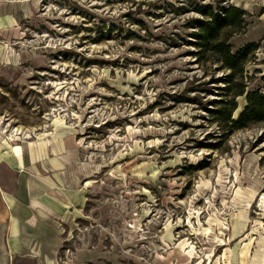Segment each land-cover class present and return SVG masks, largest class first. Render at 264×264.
I'll return each mask as SVG.
<instances>
[{
	"label": "rangeland",
	"instance_id": "1",
	"mask_svg": "<svg viewBox=\"0 0 264 264\" xmlns=\"http://www.w3.org/2000/svg\"><path fill=\"white\" fill-rule=\"evenodd\" d=\"M205 5L245 12L231 82L197 44ZM240 86L234 119L264 93V0H0V185L14 148L80 196L63 264H264V122L212 112Z\"/></svg>",
	"mask_w": 264,
	"mask_h": 264
},
{
	"label": "crops",
	"instance_id": "2",
	"mask_svg": "<svg viewBox=\"0 0 264 264\" xmlns=\"http://www.w3.org/2000/svg\"><path fill=\"white\" fill-rule=\"evenodd\" d=\"M20 152L13 148V163H7V169L18 176L12 190L0 185V264H63L59 225L75 214L80 196L63 187L53 193L51 184L28 176L26 169L37 164L35 155L25 160Z\"/></svg>",
	"mask_w": 264,
	"mask_h": 264
},
{
	"label": "trees",
	"instance_id": "3",
	"mask_svg": "<svg viewBox=\"0 0 264 264\" xmlns=\"http://www.w3.org/2000/svg\"><path fill=\"white\" fill-rule=\"evenodd\" d=\"M198 9L205 16V19L196 20L198 27V33H196L197 44L203 50H211L218 54L219 61L230 70V73L226 76V82H231L236 74L240 75L242 73L249 54L255 49V44L249 43L233 53L227 40L221 38V33L226 28L242 27L245 23V12L234 5L223 8L219 13L214 12L211 6L207 5ZM244 93V86H240L234 98L221 100L219 104H222V107L212 111L219 120L222 119L229 124L230 130L247 127L254 122H264V93L258 90H251L246 93L245 107L235 119L232 117V113L237 107L235 97Z\"/></svg>",
	"mask_w": 264,
	"mask_h": 264
}]
</instances>
